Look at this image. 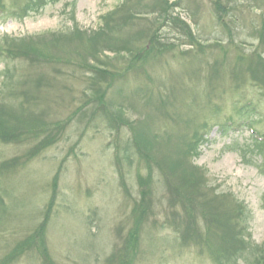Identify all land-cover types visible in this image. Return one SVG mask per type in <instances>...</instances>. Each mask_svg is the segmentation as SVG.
Segmentation results:
<instances>
[{
	"label": "rangeland",
	"instance_id": "1",
	"mask_svg": "<svg viewBox=\"0 0 264 264\" xmlns=\"http://www.w3.org/2000/svg\"><path fill=\"white\" fill-rule=\"evenodd\" d=\"M156 1L1 0L0 46L48 42L45 53L55 60L0 57L8 127L47 131L0 142V165L16 161L0 174V264H42L34 247L13 254L36 233L53 264H117L119 254L124 264H252L259 254L264 0H174L168 13L177 24L152 9ZM64 36L74 44L53 39ZM136 51L143 60L130 69ZM94 97L114 113L111 123L95 113ZM134 131L144 137L138 154ZM45 137L51 143L34 154ZM146 155L166 176L148 169ZM147 172L150 195L141 203L136 173ZM235 206L244 211L245 249L217 263L210 246L227 250L240 240L213 222L230 219Z\"/></svg>",
	"mask_w": 264,
	"mask_h": 264
},
{
	"label": "trees",
	"instance_id": "2",
	"mask_svg": "<svg viewBox=\"0 0 264 264\" xmlns=\"http://www.w3.org/2000/svg\"><path fill=\"white\" fill-rule=\"evenodd\" d=\"M30 1V0H29ZM1 2V0H0ZM157 4H155L153 6L152 9L157 10V12L160 10L161 13L165 14L164 17L165 19H170V21H173L174 24L180 23L179 19L177 17L174 16H170V14L168 13V11L170 12V10L174 7H177L178 2H174V0H157L156 1ZM217 5L216 7L218 8V3L215 4ZM32 5L31 4H27L25 5L23 8H29L30 10L32 9ZM124 8V7H123ZM0 9H4V6L2 4H0ZM122 10V8H120L116 13H120ZM169 14V15H168ZM117 15H114V17ZM125 19L121 18L122 24L126 25L128 21H124ZM117 21V23H118ZM181 24H183L186 28V25L183 21H181ZM105 26L108 27L109 24L105 23ZM114 28V26H113ZM100 32L103 33V35L100 34L99 39L101 40H105V42L107 41V32L105 30V28L100 29ZM106 34V35H105ZM58 41V44H61L63 42H69L71 44H74L73 41H75L74 37H67L64 36L62 37H56L53 38ZM192 40H194L193 38H191ZM104 42V43H105ZM39 46V47H38ZM47 50H50L49 48V43L45 42V43H40L39 45L33 41L32 38L29 39H19L16 41L11 42V44L8 45H4V46H0V57L4 58L6 60V62H11L13 60L19 59V60H23L26 62H29L30 64H36V63H42L45 64L46 61H53L55 60V58H47V54L45 53ZM137 50V49H136ZM135 52V51H134ZM137 52L136 51V55H132V59L134 62V65L130 67L131 68H136L137 64L136 62H139V60H143L140 56H137ZM140 53V50H139ZM140 57V58H139ZM72 59H66L65 61H71ZM240 61L242 59H239ZM133 64V63H132ZM77 66H81V67H85V69L87 71H92L93 74H99L101 75V77L104 76V74L106 72H102L97 68H92L90 65L85 64V63H77ZM9 69L6 68V73L4 74V79L6 78H10V74L7 73ZM13 79V77L11 78ZM5 82V81H4ZM6 83V82H5ZM4 83V85H5ZM7 88V87H6ZM93 103L95 102L96 104V112H100V114L106 119V121L108 123L112 122V115L114 113L110 112L109 108L106 107L105 102L103 101L102 98L100 97H94ZM0 108L3 109V106L0 105ZM0 109V111H2ZM11 116H4L3 114L0 113V142L3 144H10V143H15L19 140H23V139H29L30 137L32 138H37V136L39 134H43L46 133L47 131H30L31 128L28 129V131H16V129L14 127L10 128L8 127L10 124V120H8ZM13 118L16 123H25L23 117H17ZM124 123L120 124L123 125ZM119 125V127H120ZM128 128L130 127V125H128ZM118 128V127H117ZM195 142H192L191 144H197L198 143V139L195 137L193 138ZM51 138H47L45 137V139L41 140V142H39L37 145H34L33 148L31 149V151L36 154V153H40L41 151H43L44 149L47 148V146L51 143ZM144 144V137L142 134H140L138 131L135 132L134 131V145L138 154L139 145H143ZM258 150H260V156L262 157V154L264 155V143L258 145ZM27 160V159H26ZM142 160H147L148 161V169H150V166L155 167V169H157L161 175H165L167 173L163 172L161 165L152 157L150 156H145ZM16 164V161L14 160H10V161H6L3 162L0 165V174L9 172L12 168H14ZM184 171L182 172H188L187 169H183ZM187 175H184L185 179L190 180L188 173H186ZM1 176V175H0ZM195 175L192 174V177H194ZM136 180L138 182V185L140 187V196H141V203H144V200L150 195V192H148L147 188L150 187V182H151V177L147 172V175L145 177H143L140 173H136ZM200 181V180H197ZM193 182V181H192ZM194 183H198V182H194ZM53 187H56V183H54ZM176 189V188H175ZM177 190V189H176ZM1 202V201H0ZM2 203V202H1ZM49 207H51V203L49 205ZM236 210H234L233 214H229V216H231L230 219H224V223L221 224V219H214L213 223H217L214 224L217 227H215L216 229H221L223 233H225L226 236L228 235H232V234H236L239 238V242L238 239L234 240L230 247L227 250H224L216 245H212L210 246V253L212 254V257L215 258V260H217V263L222 262L223 259H226L223 262H227L230 258H233L234 256H236L239 253H242L243 250L245 249V244H244V236H243V231L246 229L245 227V221L244 219H242V216L244 215V211L242 208H240L239 206H235ZM134 213H136V209H133V215ZM234 216V223H231L230 221L233 219ZM220 225V226H219ZM209 236V233H208ZM206 243H210V238H208V240H206ZM184 242V241H183ZM32 248L34 247L35 250L38 252L39 255L42 256L43 261L42 264H53L51 262V259L49 258L45 246H44V240L42 238V236L38 235L37 233L34 234L31 238L27 239L26 241H24L23 243H21V245L14 251V256L16 257L17 254L23 252L26 248ZM258 255L256 256V259L254 260V262L252 264H264V245H261L258 247ZM119 258L117 259V264H124V259L121 257V255H118ZM228 259V260H227ZM14 258H11V261H13ZM116 258L112 257V259L110 258V262L115 261ZM10 261V262H11ZM5 262V261H4ZM109 262V263H110Z\"/></svg>",
	"mask_w": 264,
	"mask_h": 264
}]
</instances>
